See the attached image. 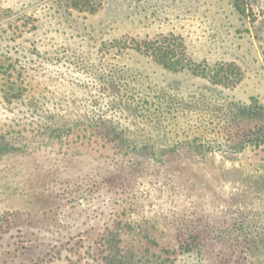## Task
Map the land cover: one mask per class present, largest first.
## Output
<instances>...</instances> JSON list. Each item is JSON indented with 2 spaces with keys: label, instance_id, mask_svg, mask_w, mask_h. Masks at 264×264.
Wrapping results in <instances>:
<instances>
[{
  "label": "rangeland",
  "instance_id": "obj_1",
  "mask_svg": "<svg viewBox=\"0 0 264 264\" xmlns=\"http://www.w3.org/2000/svg\"><path fill=\"white\" fill-rule=\"evenodd\" d=\"M263 12L0 0V264H264Z\"/></svg>",
  "mask_w": 264,
  "mask_h": 264
},
{
  "label": "trees",
  "instance_id": "obj_2",
  "mask_svg": "<svg viewBox=\"0 0 264 264\" xmlns=\"http://www.w3.org/2000/svg\"><path fill=\"white\" fill-rule=\"evenodd\" d=\"M92 0H79V3L81 4H88V6L91 4ZM78 3V0H77ZM75 5L76 2H75ZM92 7V6H91ZM93 9V8H92ZM263 17H264V12H263ZM150 53L152 54V56L160 63L162 64L164 67L168 68V69H177L178 67L182 66V63L179 62V60L176 58H174L173 55V50L171 48H169L168 46H162V44H150V48H149ZM262 54H263V59H264V45L262 47ZM210 80L212 83L214 84H222V85H228L231 81H233L231 78H229V76L227 74H224L223 72L220 71H214L213 74H211L209 76ZM8 80V79H7ZM7 80H5L4 82H7ZM5 83L0 84V91L3 92L4 89H7ZM230 107H233L236 109V111H243L248 113V111H251L252 109L254 110L253 112H256L257 110H259V112H256L255 114L257 115H263L262 113H260V110H263L264 112V103L263 104H257V103H249V104H245V105H238V103L232 105L229 104ZM254 114V115H255Z\"/></svg>",
  "mask_w": 264,
  "mask_h": 264
}]
</instances>
